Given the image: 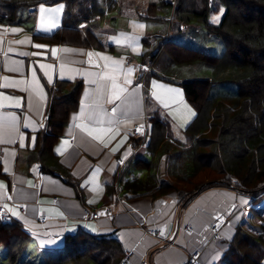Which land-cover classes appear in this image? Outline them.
<instances>
[{"label":"crops","instance_id":"0c3cea01","mask_svg":"<svg viewBox=\"0 0 264 264\" xmlns=\"http://www.w3.org/2000/svg\"><path fill=\"white\" fill-rule=\"evenodd\" d=\"M60 5L64 10V2L44 6L51 9ZM39 6L24 7L25 11L20 15L17 10V17L23 18V23L10 24L0 20V105H3L0 107V166L6 176L0 177V183L4 185L0 189V205L7 204L18 213L13 216L5 210L8 219L18 220L30 232L27 245L33 249L32 254L43 257L45 253L55 252L63 245L57 240H64L65 235L83 229L87 233L116 238L124 254H129L126 264H185L189 253L196 250L200 251L198 259L202 264H221L238 216L244 207L252 204L248 195L231 186H214L202 190L181 206L174 194L156 199L139 196L124 200L118 197L111 201H107L105 194V186L116 178L118 157L133 146L132 129L146 113V96L154 100L171 123L184 125L183 129L194 117L188 111L178 85L139 72L143 69L139 59L141 37L152 38L161 34L160 29L148 25V20L115 12L114 19L102 20L98 29L102 34L96 31L105 45H112L111 50L48 43L32 36L57 29L61 25L63 10L45 13L49 30L44 31L40 27ZM1 15L0 11V18ZM108 16L112 15L108 13ZM53 22L56 27H52ZM141 24L143 28L138 26ZM12 28L19 31L13 33ZM35 44L43 47L36 48ZM52 48L60 51L53 56ZM88 52L93 53L91 58ZM104 56L110 59L105 61ZM41 64L52 67L42 69ZM128 68L133 69L131 75L127 73ZM89 73H101L103 78ZM111 76H115L116 82L126 89L113 103L108 102L112 93L111 80L108 79ZM49 79L53 82L58 79L79 80L82 83L78 105L70 111L62 134L53 145V152L72 176L80 179L85 204L59 176L41 171L39 163L29 159L35 144L33 137L36 141L37 131L45 118L46 85L53 83H49ZM126 79H131L132 84H126ZM12 80L25 83L13 85ZM93 80L96 83H91ZM153 81L165 88H176L181 95L173 96L162 88H154ZM17 101L20 107L15 106ZM161 101L169 106L165 108ZM96 113L103 123L89 119L90 116L95 118ZM12 116L15 120L11 119ZM85 126L105 131L99 133V139H94ZM242 200L245 203H241ZM105 207L112 212L111 217L93 219L84 215V209L91 213ZM57 212L62 215L57 216ZM40 215L45 219L41 220ZM214 224L219 225L217 238L213 237ZM70 228L74 230L65 231ZM161 232L164 233L162 236ZM57 233H62V237ZM27 260L24 258L23 262Z\"/></svg>","mask_w":264,"mask_h":264},{"label":"trees","instance_id":"16d2710c","mask_svg":"<svg viewBox=\"0 0 264 264\" xmlns=\"http://www.w3.org/2000/svg\"><path fill=\"white\" fill-rule=\"evenodd\" d=\"M57 2H64L61 25L48 34H33V39L111 50L112 45H105L96 31L103 19L115 18L108 16L112 11L166 21L169 32H182L196 22L206 36L220 39L224 48L215 55L170 40L168 33L141 37L140 63L149 66L151 76L178 85L195 115L183 129V140L178 139L170 120L146 96L149 157L133 155L117 180L105 186V194L107 201L174 194L184 206L206 188L231 186L250 196L253 205L238 216L221 264H264V213L254 207L264 197V0H149L143 8L122 0H0V20L20 24L24 19L17 17L19 8ZM218 6L224 7V13L219 23H210L209 13ZM197 62L207 64V76L191 71ZM220 82L234 83L236 93L212 94L211 87ZM81 86L79 80L61 79L46 85L45 118L29 159L36 160L41 171L59 176L85 204L80 179L53 152L70 111L78 105ZM137 141L134 137L133 145ZM132 169L144 175L130 176ZM0 177L6 178L1 166ZM30 237L18 220L0 221V246L9 264L24 261ZM123 256L116 238L79 229L65 235L63 245L42 258L43 264H119Z\"/></svg>","mask_w":264,"mask_h":264},{"label":"rangeland","instance_id":"374dc122","mask_svg":"<svg viewBox=\"0 0 264 264\" xmlns=\"http://www.w3.org/2000/svg\"><path fill=\"white\" fill-rule=\"evenodd\" d=\"M122 1L134 3L138 5L140 8H143L149 0H122ZM24 11H25V8L21 7L18 9V14L20 15L21 13H24ZM130 11H132V9L129 10V13ZM223 13H224L223 6H218L216 10H211L208 16L209 22L213 24L219 23ZM110 14L115 15V11L110 12ZM216 16H219L218 22L213 21V17H216ZM148 25H150L151 27L160 29L159 31H161V34L165 35L168 33V37L170 40L179 42L187 46L198 48L202 51H205L211 54L219 55L221 54L224 48L222 42L217 36L215 35L206 36L203 33L204 31L203 26H201L199 23H196V22L190 23V25L182 32H176L173 30L169 32L168 23L166 21H149ZM159 31H157V33H159ZM98 33H100V31H98ZM142 66H143L142 73L144 74L149 73V66L147 64H142ZM190 67H192L190 69L191 71L194 72V74H196V76H207L209 74V67L205 63L201 62L195 65H191ZM211 93L212 94H223V93L234 94L236 93V85L232 82L215 83L211 87ZM185 103L186 105H188L187 107L190 108L192 112H194L193 107L187 101ZM183 126L184 125L178 126L177 124H174L173 122L171 123L174 136L181 140H183L184 138V130L182 128ZM137 155L145 159H148L149 155L146 152L145 145L142 146L141 150L137 153ZM129 175L130 176L131 175H141L142 176L144 175V173L141 170L132 169ZM263 199L264 197L260 199L257 203H255L254 207L258 208L257 206H260L259 208L262 209L264 213V200ZM251 205H253V203ZM32 253H33V249L30 248V245H27L25 250L23 251L22 256H24V258H28V260L26 262L20 261L18 264H43L44 263L43 258L41 256L37 255V253H34V254ZM0 264H9L8 260L4 258V250L2 246H0ZM66 264H75V263L68 262Z\"/></svg>","mask_w":264,"mask_h":264},{"label":"snow or ice","instance_id":"6c2138e0","mask_svg":"<svg viewBox=\"0 0 264 264\" xmlns=\"http://www.w3.org/2000/svg\"><path fill=\"white\" fill-rule=\"evenodd\" d=\"M62 10H63V5H60L58 7L49 9V8H46L43 4H40V6H39V12H40V27H41V30H44V31L49 30L48 27H47L48 21L45 20V13H57V12H61ZM221 11H223V10H221ZM213 21L214 22H218L219 21V16L213 17ZM56 26L57 25L55 24V22H53L52 23V27H56ZM138 26L141 27V28L144 27V25H142V24L141 25H138ZM11 31L13 33H15V32H17L19 30L16 29V28H12ZM23 42L24 41H17L16 43H23ZM34 47L41 48L43 46L40 45V44H35ZM9 51H11V49ZM58 51H60V50H58L57 48H52L51 49V52H52L53 56H55ZM62 51H71V50H69V49H63ZM21 55H27V54L26 53H21ZM87 55H88L89 58H91L93 56V53L92 52H88ZM96 55H99V53H96ZM102 59H104L105 61H107V60L110 59V57L104 56V57H102ZM40 67L42 69H47V68H51L52 66L51 65L41 64ZM15 71H19V69H15ZM132 71H133L132 68H128L127 69V73L129 75H131ZM45 74L47 75V73H45ZM88 75H93V76H97V77L103 78L101 76V73H89ZM4 79L5 80H8L7 77H5ZM108 79L111 80V89H112V93H111V96L108 99V102L109 103H113L115 100H119L121 98V94L123 92H125L126 89L124 87H121L116 82V77L115 76L108 77ZM52 82L53 81L51 79H49V83H52ZM10 83L13 84V85H17V84H23V83H25V81H22V80H12V81H10ZM91 83H96V81L93 80V81H91ZM125 83L126 84H132V80L131 79H126L125 80ZM2 86L6 87L7 85H2ZM153 87L154 88H157V87L162 88L167 93L172 94L173 96H180L181 95L178 89H176V88H165L164 85H158L155 81H153ZM153 95L156 96V93H153ZM4 98L5 99H9V97H4ZM156 98L157 99H160L159 96H156ZM161 102L164 104V107L165 108H167L169 106L167 102H165V101H161ZM15 106L16 107H20L19 101L16 102ZM82 106H83V102H82ZM0 107H3V105H0ZM115 111H116V109L113 108V112H115ZM188 111L192 115H195V113L192 112V110L190 108L188 109ZM76 118L77 117H74V119H76ZM11 119L12 120H15V116H12ZM89 119H94V122H96V123H103V119L99 116V113H96L95 114V118L93 116H90ZM109 123H111V121H109ZM77 127H81V125H77ZM143 127L144 126L141 125L140 128L137 129V131L141 132V134H143ZM85 130H87L88 131V134L89 135H92L94 139H99L100 138L99 133H103L105 131V129H103V128H100V129H88L86 126H85ZM109 131H110V129H109ZM94 133H96V134L94 135ZM22 140H23V137L21 136V141ZM34 142H35V137H33V143ZM64 143H67V141H64ZM21 146H23V144ZM116 150L117 149H113V151H116ZM120 163H123V160L120 161ZM3 188H4V185L2 183H0V189H3ZM7 198L10 199V197H7ZM90 203H91V201H90ZM241 203H245V201L242 200ZM3 207L5 208V210L7 212H11L13 216L18 215V213L16 212V210L14 208H9L7 204H4ZM56 215L57 216H60V215H62V213L57 212ZM100 215H104V213H100ZM0 218H3V217H0ZM85 226L91 228L90 225H85ZM72 230H74V229L70 228V229H66L65 231H72ZM91 230L95 231L94 228H91ZM163 234L164 233L161 232V235H163ZM56 235L62 237V233H57ZM51 242L52 241H49V243H51ZM56 242L62 244V243H64V240H63V238H61V239L57 240Z\"/></svg>","mask_w":264,"mask_h":264},{"label":"built area","instance_id":"2783aa9c","mask_svg":"<svg viewBox=\"0 0 264 264\" xmlns=\"http://www.w3.org/2000/svg\"><path fill=\"white\" fill-rule=\"evenodd\" d=\"M142 68H143V66H142ZM141 125L144 126L143 127V134H141V132L137 131V129L140 128ZM148 134H149V125H148V120H147L146 114H144L143 119L140 122H138L132 129L133 137L138 139L137 143L132 146V148L130 149L129 152L124 153V154H122L121 156L118 157V166H117L116 178H115L116 180H117V175L119 174V172L122 169V167L127 163V161L133 155L136 154V151H137V149L139 147L145 145V142L147 141V138H148ZM122 160H123V163H120V161H122ZM257 207L259 208L260 206H257ZM100 213H104V215H100ZM84 215L94 219V218H98V217H101V216L111 217L112 216V212L110 211L109 208H106V207L98 209V210H95V211H92L91 213L87 209H84ZM0 217H3V218H0V221H7L8 220V217L6 215V212H5V209H4L3 205H0ZM40 219L44 220L45 216L44 215H40ZM213 229H214V236L213 237L217 238V233L219 231V225L218 224H214L213 225ZM151 233H154V232L151 231ZM164 240H166V239H164ZM199 253H200L199 250L190 252L189 255H188V260H187V262L185 264H202L199 261V259H198ZM128 256H129V254L125 253L123 258L119 262V264H126Z\"/></svg>","mask_w":264,"mask_h":264},{"label":"water","instance_id":"95a60500","mask_svg":"<svg viewBox=\"0 0 264 264\" xmlns=\"http://www.w3.org/2000/svg\"><path fill=\"white\" fill-rule=\"evenodd\" d=\"M264 200V199H263Z\"/></svg>","mask_w":264,"mask_h":264}]
</instances>
